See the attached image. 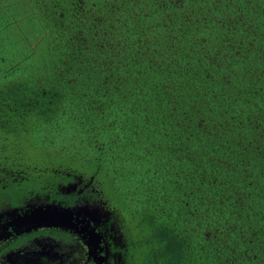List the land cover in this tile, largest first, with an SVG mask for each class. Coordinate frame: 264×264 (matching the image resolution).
Wrapping results in <instances>:
<instances>
[{"label": "trees", "instance_id": "trees-1", "mask_svg": "<svg viewBox=\"0 0 264 264\" xmlns=\"http://www.w3.org/2000/svg\"><path fill=\"white\" fill-rule=\"evenodd\" d=\"M2 135L0 206L100 189L113 263L264 264V0H0Z\"/></svg>", "mask_w": 264, "mask_h": 264}, {"label": "rangeland", "instance_id": "rangeland-1", "mask_svg": "<svg viewBox=\"0 0 264 264\" xmlns=\"http://www.w3.org/2000/svg\"><path fill=\"white\" fill-rule=\"evenodd\" d=\"M3 10V8H2ZM0 141L6 142V137L0 136ZM0 151H7L8 144L0 143ZM10 165H8L7 173ZM85 184L78 190L82 197L74 207H65L51 203L41 198L32 189L23 204L17 207L0 206V264H85L96 260L97 245L95 234L87 221L95 223L111 250L115 242L119 243L121 236L116 234L113 226L117 222L110 221L106 201L102 199L100 189L87 190ZM74 190V185L68 188ZM108 222L111 225H109ZM43 230H61L71 236L72 242L58 241L49 236H38L21 244L16 241L33 232ZM114 244V245H113ZM14 245L15 247L11 248ZM110 252H108L109 255ZM105 264H120L108 260Z\"/></svg>", "mask_w": 264, "mask_h": 264}, {"label": "flooded vegetation", "instance_id": "flooded-vegetation-1", "mask_svg": "<svg viewBox=\"0 0 264 264\" xmlns=\"http://www.w3.org/2000/svg\"><path fill=\"white\" fill-rule=\"evenodd\" d=\"M87 223H88V225L92 228V231L94 232V234H95V236H94V238H95V243L94 244H96L97 245V250H98V253H97V258H96V260H94V258L92 259V260H89V262H87V263H85V264H99V259H100V257H104V261H103V263L102 264H105L106 262H108V258H107V252H108V245L106 244V241H105V239L103 238V236H102V234H101V232H100V230H99V227L94 223H91V222H89V221H87ZM54 231H59V232H64V231H61V230H43V231H36V232H33V233H30V234H27V235H25V236H23V237H21V238H19L17 241H16V244L17 243H22V242H24V241H30V240H33V239H35L36 237H38V236H41V235H45V236H49V237H52L53 239H56V240H58V241H62V242H66L65 240H68L69 242H72V239H71V236H69L66 232H64V233H66L67 234V236L69 237V238H62V239H60L59 237H55L54 235H53V232ZM96 234H99L100 236H101V238H102V241H101V243H99L98 241H97V239H96ZM30 236H32V237H30ZM12 246V245H11ZM13 247H15L14 245L11 247V248H13ZM105 252V253H104Z\"/></svg>", "mask_w": 264, "mask_h": 264}, {"label": "water", "instance_id": "water-1", "mask_svg": "<svg viewBox=\"0 0 264 264\" xmlns=\"http://www.w3.org/2000/svg\"><path fill=\"white\" fill-rule=\"evenodd\" d=\"M96 239H97V241H98L99 243H101L102 238H101V236H100L99 234H96ZM103 261H104V257L102 256V257H100V259H99V264H102Z\"/></svg>", "mask_w": 264, "mask_h": 264}]
</instances>
